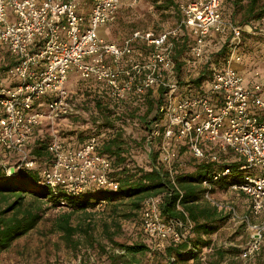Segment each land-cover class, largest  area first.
I'll use <instances>...</instances> for the list:
<instances>
[{"label": "built area", "instance_id": "2783aa9c", "mask_svg": "<svg viewBox=\"0 0 264 264\" xmlns=\"http://www.w3.org/2000/svg\"><path fill=\"white\" fill-rule=\"evenodd\" d=\"M123 1L0 0V44L15 58L10 70L14 83L0 76V165L9 174L35 168L37 161L28 149L35 129L44 121L52 125L57 119L79 114L68 88L70 75L84 81L95 79L101 92L116 102L130 95L144 98L152 91L164 102L159 112L166 122L153 125L148 141L161 140L162 161L178 193L182 191L174 169L181 142L198 158L206 155L203 144H214L219 154L233 152L245 162L242 168L252 170L245 183L230 188L250 200L249 214L242 216L232 201L219 200L210 192L204 198L230 214L233 223L247 225L251 241L242 256L253 258L264 246V88L261 84L246 88L237 68L243 60L244 32L252 28L226 19L223 0H191L180 7L177 27L159 32L135 30L120 43L109 41L100 36V29L116 16ZM180 35L192 39L194 63L212 72L203 93L184 96L189 85L179 81L175 61ZM215 36L226 37L230 47L220 65L207 55ZM137 46L144 53H137ZM195 75H188L185 82L190 84ZM97 145L95 136L79 147L52 139V164L42 171L44 184L69 194L93 187L117 190L120 184L111 176L112 163L97 152ZM230 172L227 168L225 175ZM205 186L211 188L210 183ZM163 198L145 200L143 229L151 240L182 243L193 224L189 219L164 221ZM178 209L184 212L180 203Z\"/></svg>", "mask_w": 264, "mask_h": 264}, {"label": "trees", "instance_id": "16d2710c", "mask_svg": "<svg viewBox=\"0 0 264 264\" xmlns=\"http://www.w3.org/2000/svg\"><path fill=\"white\" fill-rule=\"evenodd\" d=\"M151 2L163 14L174 13L173 15L181 18L176 0ZM222 12L226 19L241 26L249 25L253 30L244 32L243 56L250 52V42L264 46V0H223ZM192 43L189 36L180 35L175 47L178 79L182 85H189L184 96L203 93L207 82L212 78L208 66H201L199 69L194 63L190 54ZM135 49L137 53L145 51L139 46ZM8 53L11 57L10 64L0 68V76L5 79L6 72L15 64L14 56ZM208 53L207 51V55L210 54L216 64L220 65L226 60L230 53L226 37L216 53ZM193 72H197V75L187 84L185 78ZM68 88L80 110L79 114L71 116L76 130H62V142L66 146L79 147L92 137H97V152L111 161V176L120 186L117 190L93 187L80 194H69L63 188L53 190L45 185L42 171L52 164L49 152L52 137L50 124L42 122L35 129L28 146L30 156L37 161V166L9 174L0 165V255L16 240L34 230L51 209L61 210L54 220L53 230L61 233L70 247L78 248L81 242L76 238L77 235L92 239L94 224L91 218L103 204L102 212L108 211L111 218L110 222H104L107 232L112 225L119 230L122 220L138 219L143 227L145 200L164 195L161 204L163 220L179 219L186 222L189 219L193 224L186 241L176 244L170 240H151L148 237L152 241L149 244H122L108 233L115 246L125 252L110 256L112 263L118 264L117 261L122 259V264H137V255L163 247L167 264H200L203 250L212 245V235L232 222L230 214L220 211L206 201L204 196L207 192L214 195L220 191L228 192L233 185L245 183L253 175L252 170L242 168L245 162L233 152L219 154L214 144H203L206 155L198 158L192 155L186 142H181L178 146V163L174 169V177L182 191L180 194L171 185L170 173L162 161L161 140L153 138L150 144L148 141L153 125L166 122L164 113L159 112L160 106L164 104L161 99L153 96L150 91L144 98L130 95L125 100L116 102L107 92H101L100 84L95 79L84 81L74 75H70ZM73 139L77 144L72 143ZM214 155H218L217 160L212 159ZM227 168L231 172L225 175ZM217 175L219 178L216 180ZM206 183H210L211 188L206 187ZM179 203L184 212L178 209ZM79 214L86 217L74 224V217ZM145 235L147 236L146 233ZM93 244L94 242L91 246ZM237 251L221 248L218 254L223 258L226 252ZM130 256L131 259L127 258Z\"/></svg>", "mask_w": 264, "mask_h": 264}, {"label": "rangeland", "instance_id": "374dc122", "mask_svg": "<svg viewBox=\"0 0 264 264\" xmlns=\"http://www.w3.org/2000/svg\"><path fill=\"white\" fill-rule=\"evenodd\" d=\"M132 0H124L118 14L105 27L106 34L110 39L123 40L135 30H166L175 28L179 24L177 15L171 13L163 14L151 0H138L136 4H131ZM179 9L182 5L191 0H176ZM239 20V18L237 19ZM218 46H212L213 53L219 50ZM212 53V54H213ZM209 54V53H208ZM209 56H211L209 54ZM241 63L237 65L240 74L244 78L243 85L246 88H253L256 84H261L264 88V46L259 43L250 42V52L245 53ZM11 57L3 45L0 44V68L9 65ZM201 66L197 65L200 69ZM259 76H255L256 73ZM197 74V72H193ZM255 76V77H254ZM264 99V90L261 93ZM77 109L79 104L74 99ZM94 114V113H93ZM89 117L88 114H86ZM73 118H60L50 125L52 139H62V130H76L72 124ZM74 138V137H72ZM73 139L72 143L77 144ZM219 200L232 201L238 212L245 216L250 212V200L243 195L234 194L232 191H220L215 195ZM30 198V197H28ZM105 204H103L104 206ZM103 206L94 210L91 218L94 224L92 239H86L83 235H77L81 245L78 248L70 247L62 238L61 233L53 230V223L61 210L59 208L51 209L44 217L42 222L29 234L16 240L12 246L0 255V264H113L110 256L117 254L122 255L120 248L116 247L109 238L110 233L114 240L120 243L132 244L137 242H152L145 235L142 225L137 220H122L121 228L117 230L113 225L109 232L104 229V222H110L111 218L108 211L102 212ZM67 210V209H64ZM85 215H76L74 224L83 220ZM212 245L208 247V252L203 253L200 264H264V246L262 250L251 259L243 258L245 248L251 241V231L244 223L230 224L223 227L216 234L212 235ZM94 244L91 246V243ZM152 246V245H151ZM158 250H152L145 254L136 256L137 264H167L163 255V247ZM237 249V252H226L224 257L219 256V249ZM202 253V254H203ZM131 259L130 257H127ZM122 259L118 264H122ZM177 264H186L185 262ZM194 264V263H188Z\"/></svg>", "mask_w": 264, "mask_h": 264}, {"label": "crops", "instance_id": "0c3cea01", "mask_svg": "<svg viewBox=\"0 0 264 264\" xmlns=\"http://www.w3.org/2000/svg\"><path fill=\"white\" fill-rule=\"evenodd\" d=\"M105 28L106 27H102L101 29H100V36H102L103 38H105V39H107V40H109V41H113V42H118V43H120L122 40H113V39H110L109 38V36L106 34V31H105ZM125 39V38H124ZM224 40V37H219V36H215L214 38H212L210 41H209V44H208V48H207V51L209 52V53H213V48H212V46H218V44L220 43V46L222 45V41ZM219 46V47H220ZM7 49V48H6ZM8 51V50H7ZM9 52V51H8ZM13 67V66H12ZM12 67H11V69H12ZM10 69V70H11ZM10 70L8 71V72H6V76H7V81L9 82V83H14V80L10 77ZM76 78H78L79 79V77H77V76H75ZM234 194H237V195H242V194H239V193H235L234 192ZM257 218H254V220H256ZM209 250H208V248H206V249H204V253H206V252H208ZM204 253L202 254V255H204Z\"/></svg>", "mask_w": 264, "mask_h": 264}]
</instances>
